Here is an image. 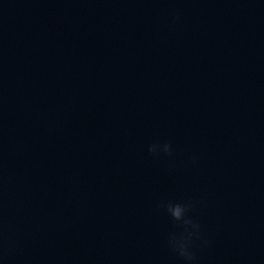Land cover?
<instances>
[{"label":"water","instance_id":"obj_1","mask_svg":"<svg viewBox=\"0 0 264 264\" xmlns=\"http://www.w3.org/2000/svg\"><path fill=\"white\" fill-rule=\"evenodd\" d=\"M229 163L257 264H264V0H203Z\"/></svg>","mask_w":264,"mask_h":264},{"label":"clouds","instance_id":"obj_2","mask_svg":"<svg viewBox=\"0 0 264 264\" xmlns=\"http://www.w3.org/2000/svg\"><path fill=\"white\" fill-rule=\"evenodd\" d=\"M175 19L178 20L179 17L176 16ZM148 151L153 156H158L161 152L171 156L173 149L171 143L165 142L162 145L151 144ZM196 162L197 158L193 157L192 163L195 164ZM162 207L165 208L172 221L180 229V231L170 233L168 240L170 248L178 257L182 258L184 264H196V249L206 247L209 244L208 240L201 239V224L192 216L196 204L192 201L169 202Z\"/></svg>","mask_w":264,"mask_h":264}]
</instances>
